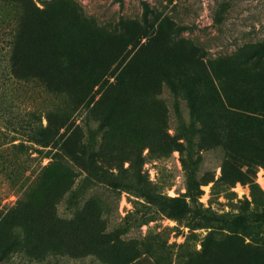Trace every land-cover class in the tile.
<instances>
[{"label": "rangeland", "instance_id": "obj_1", "mask_svg": "<svg viewBox=\"0 0 264 264\" xmlns=\"http://www.w3.org/2000/svg\"><path fill=\"white\" fill-rule=\"evenodd\" d=\"M137 58L119 94L86 87L93 66L109 62L116 74ZM162 64H192L200 117L185 98L175 108L167 83L144 101L130 88L140 73L156 89ZM217 89L238 105L264 103V0H0V264H171L188 238L183 264H264V244L247 245L248 235L227 231L203 250L206 229L185 223L191 175L211 212L264 207V127L213 113ZM48 118L63 124L53 157L33 138ZM222 162L255 168L256 199L249 182L219 178Z\"/></svg>", "mask_w": 264, "mask_h": 264}, {"label": "trees", "instance_id": "obj_2", "mask_svg": "<svg viewBox=\"0 0 264 264\" xmlns=\"http://www.w3.org/2000/svg\"><path fill=\"white\" fill-rule=\"evenodd\" d=\"M26 32L22 33L21 38L18 41V44L16 45V51L22 52L24 50V44L22 43V38L26 36ZM121 62V60L119 61ZM200 64H197L199 67H203L202 61H200ZM62 61L57 60L54 65L55 66H61ZM140 63V60L137 59H131L127 63L124 64L122 69L118 71L116 74H113L110 63L108 62H101L97 66H93L89 72H86L85 75L88 76L87 81H85V85L89 89H96L100 90L103 95L107 94H119L121 89H124V87L128 86L127 83V77L125 76V73L123 71V68L127 65H133L138 66ZM163 69L160 70V73L157 74V85L156 89H150L145 87V77L141 75L140 73H137L135 76L132 77V79L129 81L131 85L130 88L135 93H142L145 91L147 94L145 98H142V100H146V97L148 99H152L157 97L159 91L161 92L163 90V86L165 83L169 84L172 88V92L175 95L174 100V106L178 111L181 110V102L180 98H185L187 100V104L189 106V112L191 115V118L194 119L200 117V112L203 109V101L200 98V91L197 90L196 85L187 86V80L191 78H196V73H193L190 71L192 69V64H186L184 68L186 69L185 72L177 73V72H170L166 69H164L165 64H162ZM19 70H26V65L24 61H19L18 65ZM78 69H80L82 72H84L87 68H84L83 66H78ZM70 73H72V77L74 80H78L77 74L80 73V71H76L74 66H69ZM211 85L214 83L213 79L210 77H207ZM187 79V80H186ZM220 79V78H219ZM186 80V81H185ZM222 81H218L220 83ZM144 87V88H143ZM139 96V95H138ZM233 96H229L228 94L224 92H220L218 89L213 90L212 94L208 98L209 105L212 106L213 113L216 115L218 114L222 118L225 117H239L244 120H247L248 122H251L253 124L263 126L264 127V103L261 105L258 104L257 98L254 100L247 102V104H236L231 99ZM255 102L253 105H255V108L252 109V103ZM37 117V116H35ZM215 121H220L217 116L212 117ZM39 120V117L37 118ZM63 124L57 125L55 122H52L50 118H48V122L44 124L43 122H36V131L33 133V138L35 141L43 146H50V148L53 149L51 157L58 154V147L54 144L58 142L59 134H60V128ZM1 135H6V132L2 129H0ZM15 146L20 145H26L24 141H20L19 143L14 144ZM181 145V142L179 143ZM45 149L44 148H37L39 151L44 153L45 155L50 154L51 149ZM145 156L140 155V162H144ZM230 162L232 164H236L237 162V156H228L227 157V163ZM254 173L255 168L247 164L246 168H238L236 171H226V165L224 162L221 163V174L220 179L226 180L228 183L233 184L238 180H242L244 182H249L251 184V192L253 195V198H255L256 193L258 191V182L254 179ZM205 183L201 182L199 180H196L193 175L188 177V190L187 193L190 197V202L186 203L189 208V212L187 215V218L185 220V223L187 226H189L190 229H196V228H205L206 233L201 238V245L203 247V250L211 249V251H214V244L218 241L221 236H223L227 231H233V232H240L244 233L245 235H248L249 241L245 242L247 245H263L264 244V207L261 210H251L249 209L246 213H238V214H230V213H222V214H216L215 212L209 211L207 208H204L201 206V202L199 201V196L203 192V190L200 188V184ZM256 199V198H255ZM171 200L174 202V204H178L179 197L173 196L171 197ZM246 202H249L248 199H246ZM248 209V208H247ZM169 215L172 217H176L180 219L181 217H184V214L181 210L178 208H171L168 210ZM192 235H197V233H193ZM177 244V250L175 252V262L171 261V264H183L189 253L187 252V249L189 250V238L180 243H174ZM156 260L160 264H166L162 262L158 257H156Z\"/></svg>", "mask_w": 264, "mask_h": 264}]
</instances>
